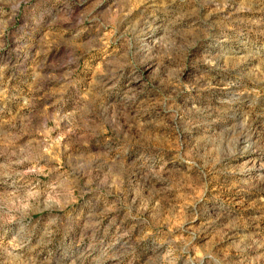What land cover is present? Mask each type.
<instances>
[{
  "label": "clouds",
  "instance_id": "1",
  "mask_svg": "<svg viewBox=\"0 0 264 264\" xmlns=\"http://www.w3.org/2000/svg\"><path fill=\"white\" fill-rule=\"evenodd\" d=\"M0 264H264V0H0Z\"/></svg>",
  "mask_w": 264,
  "mask_h": 264
},
{
  "label": "rangeland",
  "instance_id": "2",
  "mask_svg": "<svg viewBox=\"0 0 264 264\" xmlns=\"http://www.w3.org/2000/svg\"><path fill=\"white\" fill-rule=\"evenodd\" d=\"M253 195H255V193H253Z\"/></svg>",
  "mask_w": 264,
  "mask_h": 264
}]
</instances>
